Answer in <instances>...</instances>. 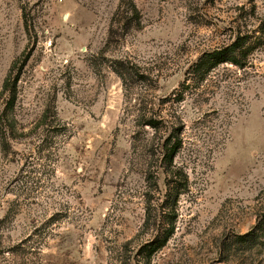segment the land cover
Masks as SVG:
<instances>
[{
    "label": "rangeland",
    "instance_id": "rangeland-1",
    "mask_svg": "<svg viewBox=\"0 0 264 264\" xmlns=\"http://www.w3.org/2000/svg\"><path fill=\"white\" fill-rule=\"evenodd\" d=\"M130 1L141 27L111 31ZM253 4L257 26L264 0H0V264H147L148 208L175 227L150 264H264V47L191 74Z\"/></svg>",
    "mask_w": 264,
    "mask_h": 264
},
{
    "label": "trees",
    "instance_id": "trees-1",
    "mask_svg": "<svg viewBox=\"0 0 264 264\" xmlns=\"http://www.w3.org/2000/svg\"><path fill=\"white\" fill-rule=\"evenodd\" d=\"M130 3L131 6H128L127 8L122 3L119 5L113 18L111 31L114 29V24L117 21L119 22V26L123 29V33L128 32L130 29L141 27L140 11L135 2L130 1ZM242 10L246 11L244 6L242 7ZM240 17L241 18L235 27L236 36L234 40L223 46L205 51L200 59L192 66V75L204 79L215 68L227 63L240 68L251 65L250 63L255 52L264 47V18H260L261 22L257 26L253 24L256 18L259 17L255 4H253L249 10L244 12L243 15L241 14ZM24 62H26V60ZM19 70L21 71V69ZM20 71L14 77L11 76L4 85L5 90H10V102H14L16 98V84L19 79ZM119 73L122 75L121 71ZM7 111L8 108H4L2 111L0 110V133L4 141H7L9 137V127L6 119ZM161 121L162 120L156 118H150L149 120H146L145 125L158 129ZM181 147L182 140L179 137H177L174 142H171L170 140L166 141L163 145L162 164L160 165L165 174L166 185L169 187L173 186V188L178 191L184 187L185 180L183 179H186L183 170L174 164L175 157ZM169 198L170 195L167 199ZM164 214L165 216H158L148 208L145 225L149 227L151 222L159 225V234L156 235L154 240L141 248L145 255L144 257L148 260L147 264H150L151 258L155 252L165 246L170 236L175 232V227L170 221L172 219V214Z\"/></svg>",
    "mask_w": 264,
    "mask_h": 264
}]
</instances>
